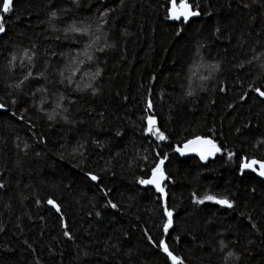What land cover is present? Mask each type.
<instances>
[{
	"label": "trees",
	"instance_id": "trees-1",
	"mask_svg": "<svg viewBox=\"0 0 264 264\" xmlns=\"http://www.w3.org/2000/svg\"><path fill=\"white\" fill-rule=\"evenodd\" d=\"M189 2L201 15L183 24L165 19L169 0H13L0 20V264H164L145 232L184 264H264V180L239 175L241 157L264 160V103L255 93L238 99L250 83L264 87V0ZM85 20L102 25L104 51L88 49L93 59L78 64L91 40L67 30ZM97 69L95 95L77 88ZM148 99L164 141L143 131ZM195 136L221 151L180 159L175 149ZM164 154L167 235L159 194L136 183ZM206 193L234 207L193 203Z\"/></svg>",
	"mask_w": 264,
	"mask_h": 264
},
{
	"label": "snow or ice",
	"instance_id": "snow-or-ice-1",
	"mask_svg": "<svg viewBox=\"0 0 264 264\" xmlns=\"http://www.w3.org/2000/svg\"><path fill=\"white\" fill-rule=\"evenodd\" d=\"M121 3H123V0H121ZM199 6H193L190 4L189 0H169L168 6L166 7V17L165 19L169 21H177L181 22L183 24H187L190 22V20L193 17H199L201 15V12L196 10ZM244 7H248L247 4L244 5ZM14 11V3L13 0H0V20L3 19V17L10 12ZM205 15H210V13H204ZM101 17H104L107 15V12L100 13ZM55 16V13H52V17ZM102 25H98L95 29L96 33H99L101 30ZM89 27H76V26H70L67 31L73 32V33H80L84 36H88L89 33ZM6 31L5 25L0 22V33H4ZM219 31V29H217ZM179 34V32L177 33ZM93 39L91 43H88L86 45L84 53L82 55H85L88 60H92L93 57L91 53L88 51V49H91L93 47V44H96V51H104L103 48L99 47L98 41L101 39L99 35L92 34ZM13 60L16 59L15 56L12 58ZM23 59V57H21ZM32 57L28 56V60H31ZM254 59H259V57H254ZM11 64V61L9 62ZM75 63V61H74ZM82 63V61H81ZM248 63H252V61H248ZM217 65H211L212 69H215ZM238 67H243V64L238 65ZM262 72H264V63H261L259 65ZM77 71L79 69H74L71 72V76H75ZM31 71L28 72V74L24 77L25 80H27L31 76ZM61 75H63L61 73ZM87 76V74H85ZM71 76L68 78V83H73ZM100 76V70L97 69L96 72L92 73L90 76H87V79L83 82V86L81 87L80 83H77V88L84 90V89H92L93 95L96 94L95 88H93L92 84L89 82L91 80H95L96 77ZM201 79H205L204 77H201ZM23 80L20 83H17L14 85L16 89H19L21 85L23 84ZM63 82V81H62ZM10 87H13L10 85ZM219 91L224 92L225 88L221 87ZM249 93H255L256 97H259V102L264 103V87H257L255 86V83H250L248 85L247 91L239 96L240 101H246ZM187 95L191 96L192 92L189 91ZM13 103H15V100H13ZM3 105H0V108H2ZM233 105L229 104L228 108H232ZM56 108H60L59 103H57ZM61 111H66V109H62ZM145 111L148 113L145 119L146 127L143 129L145 135H150L155 137L157 141H164L166 139L163 132H161L157 127V121L156 118L151 114L153 111V103L151 99H148L146 101V108ZM58 113H50L48 115V119L51 121L54 119V116ZM102 115V114H101ZM62 119L67 120L66 117H61ZM245 128L249 127L248 124L244 125ZM237 132H240L241 129L237 128ZM121 133L117 131L115 135L119 136ZM43 142V140H41ZM257 145L264 144V140H257ZM27 147V145H25ZM79 148H82L83 145H79ZM176 152L180 154L181 157L185 155L186 152H194L197 156H199V159L201 162H204L208 159L209 156L214 155L215 153H218L221 151V148L217 146V144L206 137L201 136H195L193 139L188 140L184 145L183 148L177 147L175 149ZM74 154H78L81 157H83V152H77V149H73ZM227 158L231 160L233 158L232 152H227ZM168 160L167 154H164L162 158L158 160V162L155 163V165L151 168V175L146 176L145 178L137 179L136 183L141 186H151L152 189L155 190L156 193H158V199L161 202V205L163 207V223H162V231L165 235H167L170 231V229L174 226V212L171 210L166 202V191L164 187V182L167 181L169 183L172 182L171 178L166 175L165 170L162 168V165L165 164V161ZM247 173H254L256 177H259L261 180H264V160H260L257 158H249L247 156L240 158L239 163V175L244 176ZM85 175L87 176L88 180L93 182L94 185L99 184L101 182V177L95 174V172H85ZM4 185L0 184V188H3ZM100 192L104 194L105 197L108 196L109 190H106L105 188L101 187ZM192 201L196 205H202L206 201L211 202L212 204L219 205L224 208L232 209L234 207V204L231 200H229L227 197H218L217 195L212 194H205L202 197H197L196 194H193ZM37 204L40 203L39 200L36 201ZM46 203L51 206V208L55 209V211L59 214L61 213V206L58 202L54 201L52 198H48ZM107 206L111 207L113 210H116L118 208V204L113 202L112 200H107ZM97 216L100 215L99 212L96 213ZM60 221V227L62 229H66V220L64 215L59 216ZM252 227L255 228L256 225L253 223ZM63 236L68 239H73L72 235L69 231L65 230L63 231ZM145 236L148 237V243L151 244L153 247L158 248L159 253L165 257L164 264H184L183 259L174 254L173 250H171L169 244L166 242L165 239H159L158 243L154 242L153 238L149 235V233L145 232ZM177 240L179 239V236L175 237ZM223 241H221V247H223ZM229 257L233 256L232 252L228 253ZM236 259H239V257H235Z\"/></svg>",
	"mask_w": 264,
	"mask_h": 264
},
{
	"label": "rangeland",
	"instance_id": "rangeland-1",
	"mask_svg": "<svg viewBox=\"0 0 264 264\" xmlns=\"http://www.w3.org/2000/svg\"><path fill=\"white\" fill-rule=\"evenodd\" d=\"M70 26H76V27H89L90 26V28H89V37H87L88 39H89V41L91 40L92 41V39H93V36H92V34L94 33L95 35H99L100 37H101V39L97 42L98 43V45H99V47H102L103 46V44H104V37H103V35H102V31H100L99 33H96L95 32V29L97 28V25H93V23H91V22H88L87 20H85L84 22L82 21V22H77V23H70V25H69V27ZM91 43V42H90ZM92 48H96V44H93V47ZM92 48L90 49V50H92ZM84 51H85V49L84 50H82L77 56H76V61H77V63L78 64H80V62H81V60H83V61H86V60H88L87 58H86V56L85 55H82V53H84ZM93 51V50H92Z\"/></svg>",
	"mask_w": 264,
	"mask_h": 264
},
{
	"label": "water",
	"instance_id": "water-1",
	"mask_svg": "<svg viewBox=\"0 0 264 264\" xmlns=\"http://www.w3.org/2000/svg\"><path fill=\"white\" fill-rule=\"evenodd\" d=\"M6 112V109L5 108H0V113H5ZM209 139V138H208ZM184 145V144H183ZM183 148V146L181 147ZM175 153L181 158V159H186V158H191V157H196V158H199V156H197L194 152H186L185 155L183 157L180 156V154L178 152L175 151ZM211 159V156L208 157V160ZM148 188H151V186H146ZM152 189V188H151Z\"/></svg>",
	"mask_w": 264,
	"mask_h": 264
},
{
	"label": "bare ground",
	"instance_id": "bare-ground-1",
	"mask_svg": "<svg viewBox=\"0 0 264 264\" xmlns=\"http://www.w3.org/2000/svg\"><path fill=\"white\" fill-rule=\"evenodd\" d=\"M184 144H185V143H184ZM182 146H183V145H182ZM182 146H181V147H182ZM181 147H180V148H181ZM174 153H175V151H174ZM175 154H176V153H175ZM176 155H177V154H176ZM177 156H178V155H177ZM178 157H179V156H178ZM179 158H180V157H179ZM191 158L199 159V158H196V157H191ZM211 158H212V156H211ZM180 159H181V158H180ZM186 159H187V158H186ZM199 160H200V159H199ZM208 161H209V160H208ZM165 182H166V181H165ZM165 182H164V184H165ZM145 187H146V186H145ZM147 188H148V187H147Z\"/></svg>",
	"mask_w": 264,
	"mask_h": 264
}]
</instances>
